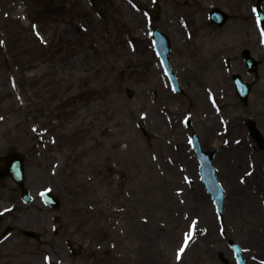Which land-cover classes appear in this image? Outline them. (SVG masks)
Here are the masks:
<instances>
[{"label":"rangeland","instance_id":"rangeland-1","mask_svg":"<svg viewBox=\"0 0 264 264\" xmlns=\"http://www.w3.org/2000/svg\"><path fill=\"white\" fill-rule=\"evenodd\" d=\"M251 2L0 0V153L10 145L27 153L26 183L36 197L29 205L21 202L4 222L42 233L35 240L14 230L0 244V255L11 257L12 264H47L46 253L52 264L58 259H63L61 264L196 263L209 238L197 242L182 261L175 260L187 213L200 212L183 208L182 195L176 192L179 184H171L173 177L165 169L168 164L178 170L189 159L176 156L181 144L188 147L183 132L179 137L175 131L182 128L179 120L172 126L170 119L195 111L202 101L201 80L188 68L191 62L199 69L202 59L210 77L219 80L214 82L223 84L227 79L222 53L230 48L228 55L240 63L239 47L254 52L253 39L258 38ZM215 5L230 14L223 27L207 18ZM150 21L171 39L172 63L182 73L184 94L171 91L156 68ZM187 25L192 39L186 36ZM261 74V82H254V100L228 107L227 114L240 118L232 138L244 137L243 120H258L256 114L264 107V94L256 92L257 84L264 86ZM208 117L205 111L201 124ZM257 122L264 130L263 117ZM206 146L212 150L216 144ZM227 154L217 156L224 167L232 165ZM242 166L245 171L248 161ZM179 180L183 184L181 175ZM49 186L62 196L59 211L37 196ZM255 200L249 203L254 206L252 217L246 219L241 207L240 216H234L240 235L264 220L260 198ZM211 212L215 219L212 207ZM212 250L207 264H226L217 249Z\"/></svg>","mask_w":264,"mask_h":264},{"label":"bare ground","instance_id":"bare-ground-1","mask_svg":"<svg viewBox=\"0 0 264 264\" xmlns=\"http://www.w3.org/2000/svg\"><path fill=\"white\" fill-rule=\"evenodd\" d=\"M231 123H232V121H231ZM245 147H246V144L244 146H242V147H240V146L234 147V149L237 152H243ZM256 177L259 178L258 175H256ZM253 181H257V183H256L257 187L264 188V181L263 180L258 181L256 179H254V176L252 178H249V182L250 183H252ZM249 186L253 187L252 184H250ZM233 188L237 189V188H240V187H238V185H235ZM188 195L191 196V199L193 200L191 205L194 204L197 209H204L206 207L208 208V213L206 214V216L204 218H205L206 221H209L211 226H214L215 220L212 218V215L210 213V208H209V197L210 196L205 192V190L201 186H198L195 190L189 192ZM240 195H241L242 199H244V200L247 199V197L243 196L241 193H240ZM238 201H239L238 199L237 200L235 199V201H234V205L235 206H236V202H238ZM213 231L214 230H212L211 234L213 233ZM213 239L217 240L219 243H221L224 246L227 255H229L231 250L228 249V247L225 245V242H223L218 236H214ZM254 241H255V244L257 246H260L261 250H263L261 252H264V233H262L259 236L255 237ZM229 259H230L229 260V264H231L233 262V259H232L231 256H229ZM156 261L159 262V260H156ZM252 264H260V263H258L257 261H253Z\"/></svg>","mask_w":264,"mask_h":264},{"label":"snow or ice","instance_id":"snow-or-ice-1","mask_svg":"<svg viewBox=\"0 0 264 264\" xmlns=\"http://www.w3.org/2000/svg\"><path fill=\"white\" fill-rule=\"evenodd\" d=\"M190 238H191L190 236H188V237L186 238V240H185V246L187 245L188 240H189ZM183 251H184V248L182 247V248L179 250V252L182 253ZM178 259H179V254H178Z\"/></svg>","mask_w":264,"mask_h":264},{"label":"water","instance_id":"water-1","mask_svg":"<svg viewBox=\"0 0 264 264\" xmlns=\"http://www.w3.org/2000/svg\"><path fill=\"white\" fill-rule=\"evenodd\" d=\"M13 166H14V165H13ZM13 166H12V167H13Z\"/></svg>","mask_w":264,"mask_h":264}]
</instances>
